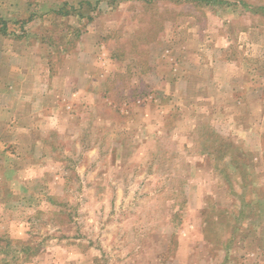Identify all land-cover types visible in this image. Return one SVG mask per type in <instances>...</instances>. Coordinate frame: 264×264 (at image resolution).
I'll use <instances>...</instances> for the list:
<instances>
[{
	"label": "rangeland",
	"instance_id": "374dc122",
	"mask_svg": "<svg viewBox=\"0 0 264 264\" xmlns=\"http://www.w3.org/2000/svg\"><path fill=\"white\" fill-rule=\"evenodd\" d=\"M2 37L91 76L50 171L0 152V264H264V0H0Z\"/></svg>",
	"mask_w": 264,
	"mask_h": 264
},
{
	"label": "crops",
	"instance_id": "0c3cea01",
	"mask_svg": "<svg viewBox=\"0 0 264 264\" xmlns=\"http://www.w3.org/2000/svg\"><path fill=\"white\" fill-rule=\"evenodd\" d=\"M26 39L17 40L15 52L0 45V152L14 157L12 167L5 170L19 172L18 180L25 172L50 171L43 158L46 136L51 130L64 129L63 110L72 109L75 100H86L89 87L84 82L91 76L84 65L82 74L74 75L67 61L56 74L49 53L41 49H46L45 44ZM12 59L21 62L11 64ZM74 118L71 114L68 119L73 122ZM11 145L15 149L7 150Z\"/></svg>",
	"mask_w": 264,
	"mask_h": 264
}]
</instances>
